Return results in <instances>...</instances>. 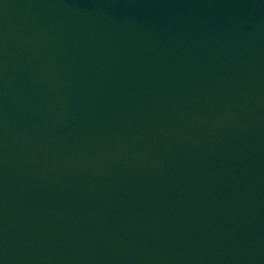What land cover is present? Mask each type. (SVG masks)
Here are the masks:
<instances>
[{"label":"water","instance_id":"water-1","mask_svg":"<svg viewBox=\"0 0 264 264\" xmlns=\"http://www.w3.org/2000/svg\"><path fill=\"white\" fill-rule=\"evenodd\" d=\"M0 264H264V0H0Z\"/></svg>","mask_w":264,"mask_h":264}]
</instances>
